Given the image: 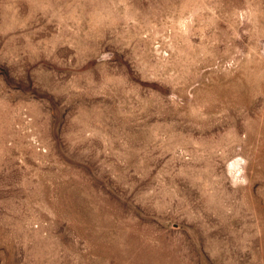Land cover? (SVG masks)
I'll list each match as a JSON object with an SVG mask.
<instances>
[{"label":"rangeland","instance_id":"374dc122","mask_svg":"<svg viewBox=\"0 0 264 264\" xmlns=\"http://www.w3.org/2000/svg\"><path fill=\"white\" fill-rule=\"evenodd\" d=\"M0 264H264V0H0Z\"/></svg>","mask_w":264,"mask_h":264}]
</instances>
